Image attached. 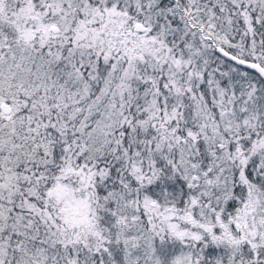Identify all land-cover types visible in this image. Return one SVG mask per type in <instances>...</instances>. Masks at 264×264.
<instances>
[{
	"label": "snow or ice",
	"instance_id": "snow-or-ice-1",
	"mask_svg": "<svg viewBox=\"0 0 264 264\" xmlns=\"http://www.w3.org/2000/svg\"><path fill=\"white\" fill-rule=\"evenodd\" d=\"M0 264H264V0H0Z\"/></svg>",
	"mask_w": 264,
	"mask_h": 264
}]
</instances>
